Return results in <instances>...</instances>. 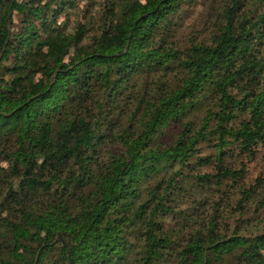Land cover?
<instances>
[{
	"label": "trees",
	"instance_id": "obj_1",
	"mask_svg": "<svg viewBox=\"0 0 264 264\" xmlns=\"http://www.w3.org/2000/svg\"><path fill=\"white\" fill-rule=\"evenodd\" d=\"M192 1L114 0L68 32L74 1L0 0V264H264L229 165L264 148V0L182 46Z\"/></svg>",
	"mask_w": 264,
	"mask_h": 264
},
{
	"label": "rangeland",
	"instance_id": "obj_2",
	"mask_svg": "<svg viewBox=\"0 0 264 264\" xmlns=\"http://www.w3.org/2000/svg\"><path fill=\"white\" fill-rule=\"evenodd\" d=\"M74 1V7L70 9L69 13L62 15L59 18V22L65 23V28L68 32H74L77 22L87 25L88 30L91 29L92 25L96 24V20H90V15L100 16L105 11L103 6L114 0H71ZM116 1V0H115ZM226 0H193L191 4L185 6V16L179 25L177 32V41L182 46H187L189 41H204L210 36V33L215 25L218 24L223 8V4ZM16 19V16H14ZM67 18V20L65 19ZM94 29L96 26L93 27ZM93 29L90 31L92 33ZM2 165L4 163H1ZM229 165L234 167L235 170H242L243 172V183L246 189L255 188V196L249 198L245 203V210H242L245 215L244 218L264 219V212L255 211L257 208V196L264 194V148H259L254 157L247 158L240 156L233 158L229 162ZM202 172H208L209 169L201 168ZM211 189L208 192L190 198L189 201L192 204L193 200L206 201L210 198L211 202L217 200V194ZM192 211V210H191ZM230 211L226 214L230 215L229 226L232 228L236 222L237 213L232 214ZM224 215L225 218L227 215ZM228 219V218H226Z\"/></svg>",
	"mask_w": 264,
	"mask_h": 264
}]
</instances>
